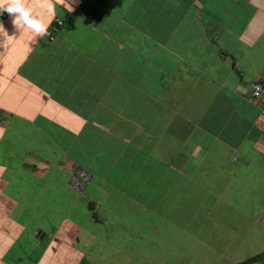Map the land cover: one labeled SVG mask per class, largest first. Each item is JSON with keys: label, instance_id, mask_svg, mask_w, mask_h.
Wrapping results in <instances>:
<instances>
[{"label": "crops", "instance_id": "0c3cea01", "mask_svg": "<svg viewBox=\"0 0 264 264\" xmlns=\"http://www.w3.org/2000/svg\"><path fill=\"white\" fill-rule=\"evenodd\" d=\"M24 3L48 27L0 18V264H93L113 236L124 264L264 247V0Z\"/></svg>", "mask_w": 264, "mask_h": 264}, {"label": "rangeland", "instance_id": "374dc122", "mask_svg": "<svg viewBox=\"0 0 264 264\" xmlns=\"http://www.w3.org/2000/svg\"><path fill=\"white\" fill-rule=\"evenodd\" d=\"M2 18V17H0ZM101 242L100 243V253H93L90 254L92 255V258L95 260L93 261V264H124L123 262H119L117 263V260H115V262L113 261V255L118 254L121 255L119 253H117L116 251L119 249V251L125 248V245L132 243L134 237H103L100 238ZM139 245H141V247L143 248H153L150 247V238L147 237H141L138 240ZM146 252L145 254H143V258H146ZM140 255V254H139ZM76 257L78 258V260L76 261V264H90L88 262V258H86L85 261L80 262L79 259V255L76 254ZM82 257V256H81ZM80 257V258H81ZM247 257L249 258V260H246L245 264H259L261 262H264V247L262 245L258 246L254 252L248 253ZM212 260V259H211ZM144 259L139 260L140 263H136V264H141L143 263ZM169 262V260H167V263ZM162 263V261H161ZM165 263V264H167Z\"/></svg>", "mask_w": 264, "mask_h": 264}, {"label": "clouds", "instance_id": "9594fccd", "mask_svg": "<svg viewBox=\"0 0 264 264\" xmlns=\"http://www.w3.org/2000/svg\"><path fill=\"white\" fill-rule=\"evenodd\" d=\"M43 7H45L46 11L49 13L54 12V6L51 4H47ZM5 12L12 17V23L16 28L26 27L37 36L47 35L48 26L43 23L42 20L32 15V9L25 5L24 0H0V15ZM0 31L4 32L2 25H0Z\"/></svg>", "mask_w": 264, "mask_h": 264}, {"label": "built area", "instance_id": "2783aa9c", "mask_svg": "<svg viewBox=\"0 0 264 264\" xmlns=\"http://www.w3.org/2000/svg\"><path fill=\"white\" fill-rule=\"evenodd\" d=\"M4 13L0 15L3 17ZM249 101L259 103L264 106V84L253 82L250 84Z\"/></svg>", "mask_w": 264, "mask_h": 264}, {"label": "water", "instance_id": "95a60500", "mask_svg": "<svg viewBox=\"0 0 264 264\" xmlns=\"http://www.w3.org/2000/svg\"><path fill=\"white\" fill-rule=\"evenodd\" d=\"M259 264H264V262H261V263H259Z\"/></svg>", "mask_w": 264, "mask_h": 264}, {"label": "trees", "instance_id": "16d2710c", "mask_svg": "<svg viewBox=\"0 0 264 264\" xmlns=\"http://www.w3.org/2000/svg\"><path fill=\"white\" fill-rule=\"evenodd\" d=\"M242 264H245V262H244V263H242Z\"/></svg>", "mask_w": 264, "mask_h": 264}]
</instances>
